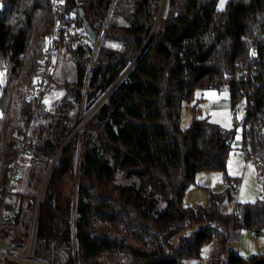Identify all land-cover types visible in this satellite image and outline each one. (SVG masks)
Instances as JSON below:
<instances>
[{
  "label": "trees",
  "instance_id": "trees-1",
  "mask_svg": "<svg viewBox=\"0 0 264 264\" xmlns=\"http://www.w3.org/2000/svg\"><path fill=\"white\" fill-rule=\"evenodd\" d=\"M0 1V208L19 137L24 134L20 152L28 155L30 181H38L55 155L39 203L36 258L48 264H181L214 235L225 249L227 225L264 229V0H226L222 7L218 0H165L160 14V0H85L84 18L96 35L101 30L91 66L86 71L92 44L63 48L74 76L57 72L61 96L35 110L45 35L54 26L51 0ZM82 23L75 17L74 26ZM108 40L117 46H107ZM196 88L226 89L234 124L244 102L241 135L249 157L261 161L262 195L239 204L237 216L220 210L233 197L227 189L210 192L207 205L183 203L198 170L229 176L235 139L234 129L207 117L192 116L181 126L182 104L194 99ZM81 103L94 109L81 126L77 153L76 136L61 143ZM14 191L6 210L15 208L9 200ZM15 195L17 207L35 205L27 193ZM193 223L199 226L180 233ZM223 264H264V254L228 249Z\"/></svg>",
  "mask_w": 264,
  "mask_h": 264
},
{
  "label": "rangeland",
  "instance_id": "rangeland-1",
  "mask_svg": "<svg viewBox=\"0 0 264 264\" xmlns=\"http://www.w3.org/2000/svg\"><path fill=\"white\" fill-rule=\"evenodd\" d=\"M225 1L226 0H218L217 6L221 7V4L224 5ZM164 2L165 0H160V5L158 9L159 14L162 6H164ZM159 14L157 13L158 16L156 15V17H159ZM105 44L111 47L117 46V43L115 41H110V40L106 41ZM94 49L85 53V57L87 59L86 71H88L89 67L91 66V59L94 54L93 51ZM64 55H60L57 72L59 73V71L62 70L64 71L66 76L72 77L74 76L73 62L71 61V59H68ZM61 93H62L61 88L55 87L52 93L46 95L43 98L42 100L43 106L45 108L52 107L55 101L59 99V97L61 96ZM197 98L209 99V104H212V106L210 107L213 110L209 119L226 128L234 129L235 130L234 138L241 140L242 125L240 121L244 114V102L241 101L237 105L236 111L234 113L237 119V123L234 124L232 121L233 112L230 108V103L228 100V92L226 89L218 90L215 88H196L194 91V99L191 100L189 104L187 102H183L182 104L181 126L183 128L188 127L190 124L191 115H192L191 113L192 111L190 108H193L192 104L196 102ZM187 105L188 107L185 111L184 108ZM91 108L92 110L88 113V115L84 120H86L90 116L91 112L94 109V106ZM90 109L84 110V105L82 103L79 105V111H78L79 113L77 114L79 115L77 117L78 121L76 120L75 123L72 125V128L67 132L66 139L61 143V145L64 144L67 139H69L74 135L77 137L76 145H75L76 152L79 153L78 152L79 142H80L79 137L81 133V126L84 120L79 125V127H76V125L78 124L81 117L84 116ZM74 110L75 109L73 107L71 111L74 112ZM32 124H33V117H30L24 133H26L29 130ZM23 140H24V134L15 141L16 153H15V158L12 161L14 162L16 160L17 162L18 160L17 166L21 167L22 169L20 173L17 170V174L19 178L15 182L13 188L15 191L9 198V200L11 201V205L14 207H17L18 205L13 200V197L16 196L15 195L16 193L18 194L23 192L27 193L28 195L27 202L34 199L35 197V204L39 194H41L40 196L41 199L46 178L50 171V167L52 165L51 161L55 156L53 154V156L49 159L48 162L49 165L45 169H43L38 181L36 180L30 181V177H29L30 163L28 161L29 160L28 155L27 154L24 155L23 151L22 153L20 152L21 147L23 146ZM245 160L247 161L245 162ZM259 168H260L259 164H257V162L252 157L244 158L243 156L238 155L236 149L232 145V149L229 151L227 157L226 173L232 178L240 177L241 182L237 194L230 199H224L219 204L220 210L222 212L228 215H232L233 210H238L239 204L252 202L257 198L261 197L262 189L258 177ZM223 178H224V173L218 169L198 170L194 175L193 183L189 185L183 196V203L190 206H195L197 204L207 205L210 201V196H209L210 190L219 193L226 189V186L222 182ZM33 209L35 210V205L33 206ZM197 226H199V224L193 223L189 227L183 229L180 233L185 234L191 231L192 229L196 228ZM225 233L228 235L227 241L225 243L226 245L225 249L223 250L219 249V239L216 235H214L208 241L204 242L201 245L198 256L184 257L181 260V264H223L226 259V252L228 249H233L236 253H239L241 255L264 254V229H260L258 232H256L253 227L248 225H241L239 227H231L230 225H227L225 227ZM179 234H176L175 236L172 237V242H177ZM215 253L217 257L213 258V255ZM2 262L3 261L0 259V264H2ZM33 264H43V262L41 259L36 258Z\"/></svg>",
  "mask_w": 264,
  "mask_h": 264
},
{
  "label": "built area",
  "instance_id": "built-area-1",
  "mask_svg": "<svg viewBox=\"0 0 264 264\" xmlns=\"http://www.w3.org/2000/svg\"><path fill=\"white\" fill-rule=\"evenodd\" d=\"M84 4L85 0H51L54 26L45 35L37 80L34 85L36 98L34 110L42 104L43 98L52 93L56 87L55 75L62 49L67 46H87L88 44H92L94 49L97 43L101 30L93 40L83 23L81 26H74L75 17L81 18L77 8H83ZM232 144L238 155L244 158L249 157L250 145L247 141L242 138L241 140L233 139ZM256 162L257 164L261 163L260 159H257ZM17 179L15 160L7 170V177L3 185L0 208V259H10L17 264H33L36 260L34 245L37 232V206L35 204V210L29 207H15L13 210H6L4 206ZM222 182L232 196H235L241 178L224 176ZM235 215H238L237 210H235ZM42 262L48 264L44 260Z\"/></svg>",
  "mask_w": 264,
  "mask_h": 264
},
{
  "label": "crops",
  "instance_id": "crops-1",
  "mask_svg": "<svg viewBox=\"0 0 264 264\" xmlns=\"http://www.w3.org/2000/svg\"><path fill=\"white\" fill-rule=\"evenodd\" d=\"M189 104V102H187ZM193 108H190L191 109V117L192 116H196V117H207L209 118L213 112L212 108L210 106H212V104H209V99H204V98H197L196 102H194L192 104ZM188 105L184 108L185 111L187 109ZM182 108V107H181ZM189 109V108H188ZM189 109V110H190ZM247 160H245L246 162ZM227 165V164H226ZM228 175V174H227ZM210 192H213V191H209V196H210Z\"/></svg>",
  "mask_w": 264,
  "mask_h": 264
},
{
  "label": "water",
  "instance_id": "water-1",
  "mask_svg": "<svg viewBox=\"0 0 264 264\" xmlns=\"http://www.w3.org/2000/svg\"><path fill=\"white\" fill-rule=\"evenodd\" d=\"M78 14L82 17V22L84 25V28L90 33L91 38L94 40L96 39V33L93 31V29L91 28V26L87 23L86 19L84 18V12H83V8H77ZM92 110V108L84 115L81 117V119L79 120L78 124L76 125V127H79V125L82 123V121L86 118V116L88 115V113ZM40 196L41 194H39L37 201H36V206H37V211L39 209V202H40ZM256 232L259 231V229H255Z\"/></svg>",
  "mask_w": 264,
  "mask_h": 264
},
{
  "label": "snow or ice",
  "instance_id": "snow-or-ice-1",
  "mask_svg": "<svg viewBox=\"0 0 264 264\" xmlns=\"http://www.w3.org/2000/svg\"><path fill=\"white\" fill-rule=\"evenodd\" d=\"M223 6V4H221V7Z\"/></svg>",
  "mask_w": 264,
  "mask_h": 264
}]
</instances>
